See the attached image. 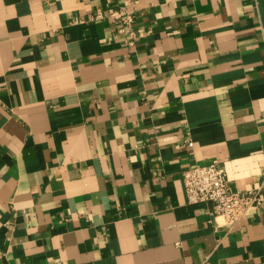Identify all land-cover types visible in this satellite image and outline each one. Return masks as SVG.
I'll list each match as a JSON object with an SVG mask.
<instances>
[{
    "label": "crops",
    "instance_id": "0c3cea01",
    "mask_svg": "<svg viewBox=\"0 0 264 264\" xmlns=\"http://www.w3.org/2000/svg\"><path fill=\"white\" fill-rule=\"evenodd\" d=\"M132 1L130 44L115 1L0 0V264H264V0ZM213 161L263 187L229 229Z\"/></svg>",
    "mask_w": 264,
    "mask_h": 264
},
{
    "label": "built area",
    "instance_id": "2783aa9c",
    "mask_svg": "<svg viewBox=\"0 0 264 264\" xmlns=\"http://www.w3.org/2000/svg\"><path fill=\"white\" fill-rule=\"evenodd\" d=\"M109 1H115L118 5L117 8L108 9L107 15L119 21V32L127 36L131 44L136 38L135 14L130 8L133 1ZM101 17L102 12L97 9L94 18ZM186 143L192 146L190 140ZM182 182L186 202L188 204H210L209 215L212 218H222L223 225L227 229L234 226L252 209L258 208L262 202V186L247 190L232 189L225 170L216 161L185 169L182 173Z\"/></svg>",
    "mask_w": 264,
    "mask_h": 264
}]
</instances>
